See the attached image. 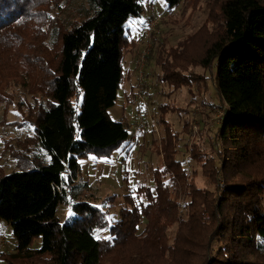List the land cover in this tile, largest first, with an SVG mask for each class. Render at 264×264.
Masks as SVG:
<instances>
[{"label":"trees","instance_id":"obj_1","mask_svg":"<svg viewBox=\"0 0 264 264\" xmlns=\"http://www.w3.org/2000/svg\"><path fill=\"white\" fill-rule=\"evenodd\" d=\"M37 1L0 0V97L3 76H11L19 64L11 48L17 41L11 28L28 19L25 12ZM91 1L94 10L80 23L56 29L55 67L39 76L46 100L31 107L37 142L50 160L21 156L19 170L0 171V224L9 223L16 238L13 251L1 252L0 261L264 264V172L257 173L259 164L264 165V0H226L224 34L200 59L206 70L217 60L212 80L226 104L216 141L206 144L204 151L193 142L188 166L179 156L182 138L164 117L171 107L159 105L155 118L161 136L153 142L164 163L154 170L153 185L140 184L127 194V204L115 221L109 208L96 203L91 185L77 177L82 161L92 155L109 156L130 137L127 124L114 120L110 109L123 80V53L133 40L126 34V24L131 16L140 15L142 5L140 0ZM165 1L174 7L182 0ZM181 47L161 53V79L190 90L195 81L202 82L195 89L205 92L207 71L199 76L188 73L194 62ZM30 63L47 61L34 57ZM26 73L20 78L33 82L34 76ZM184 122L190 135L193 124L189 119ZM198 167L214 190L198 185ZM83 187L89 194H81ZM104 200L111 203L113 198ZM60 204L71 206L72 220H60ZM99 230L108 235L98 236ZM37 238L38 248L33 246Z\"/></svg>","mask_w":264,"mask_h":264},{"label":"rangeland","instance_id":"obj_2","mask_svg":"<svg viewBox=\"0 0 264 264\" xmlns=\"http://www.w3.org/2000/svg\"><path fill=\"white\" fill-rule=\"evenodd\" d=\"M140 2L142 5L140 15L131 16L126 24V34L133 40L123 53V80L118 90L117 102L110 109V115L114 120L127 124L131 136L130 125L136 122L137 116L135 96L138 91L141 60L142 55L146 53V61L142 68L144 93L149 107L147 113L154 122L148 120L146 130L138 135L134 142H130L129 138L111 155L100 158L92 155L88 160L82 161L77 177V181H87L91 185V195L95 197L94 199H98L96 203L100 207L109 208L112 221L119 219L120 209L127 204V194L136 191L140 184L153 185L154 170L162 167L164 163L162 155L156 150L153 142L155 137L159 140L161 136L160 125L155 118L159 116V105H164L167 109L171 107L164 117L182 138L179 156L186 160L188 166L191 164L189 155L192 152L193 142L198 143L199 149L204 151L206 144L211 146V142L216 141L226 108L213 82L217 73V60L215 59L212 67L207 70L199 65L206 49L224 34L222 8L226 0H182L174 7L169 6L165 0H140ZM33 7L32 11L25 12L28 19H23L25 21L11 28L12 33L17 36L16 47L11 48L15 51V60H18L19 64L14 67L11 76L2 78L0 171L4 174L19 170L21 156L34 158L36 155L40 160L41 158L45 161L50 160L47 150L37 142L34 119L30 113L31 107H35L37 102L46 100L39 76L47 72L49 67H55L52 58L58 52L56 29L66 30L73 24L80 23L94 10L91 0H38ZM180 44L182 46L180 51L187 54L186 57L194 62V65L188 68V73L199 76L200 73L207 71L208 89L203 93H198L195 89L202 82L195 81L191 84L194 87L190 90L186 85L175 87L161 79L162 71L158 58L161 53L166 55L171 53L173 47H178ZM11 56L10 53L7 58ZM34 57L43 59L47 63L32 66L30 62ZM181 65L185 66L183 63ZM27 71L34 76L33 82L20 78L21 73L27 74ZM178 109L182 110L181 114L178 113ZM185 119H189L193 124L191 131L193 129L194 133L191 134L190 131V135L184 128ZM195 125L199 133L196 127L194 129ZM201 128L204 130H200ZM188 142L189 144L191 142L189 146ZM221 146L222 149H227V146L223 144ZM215 162L220 169L221 160L217 154H215ZM259 167L257 173L264 172V165L261 167L260 163ZM198 168V185L214 190L215 185L210 183L200 167ZM221 183L223 185V182ZM81 194H89L88 188L83 187ZM110 197L113 198L111 201L113 207H108L112 204L104 200ZM70 212L72 215H69ZM58 216L62 222H65L72 220L75 213L70 205L60 204ZM145 224L144 217L139 229L143 230ZM0 228V232H5L7 235V244L16 240L12 227L5 229L4 224ZM100 231L98 236L108 235V231L102 234ZM40 243L41 239L37 238L33 246L38 248ZM8 248L13 250V243H10ZM252 258L262 259L257 256ZM108 261L109 258L106 262Z\"/></svg>","mask_w":264,"mask_h":264},{"label":"built area","instance_id":"obj_3","mask_svg":"<svg viewBox=\"0 0 264 264\" xmlns=\"http://www.w3.org/2000/svg\"><path fill=\"white\" fill-rule=\"evenodd\" d=\"M145 52V51H144ZM143 52V53H144ZM146 54V53H145ZM143 54L142 55V66L140 68V79H139V83H138V91L136 93V100H137V116H136V122L133 123L132 125H130V129H131V136L130 138V142H134L138 135H140L142 132H144L146 130V125L148 123V120H151L152 122H154L153 118L151 117L150 114L147 113L148 111V103L146 100V96L144 93V76H143V66L145 64L146 61V55ZM155 125V123H153ZM196 127L197 132L199 133V129L197 127V125L194 126V129ZM194 133L193 129L191 131V133ZM201 136V134H200ZM191 144V142H190ZM8 242V238L7 235L5 234V232H0V249L6 245Z\"/></svg>","mask_w":264,"mask_h":264},{"label":"crops","instance_id":"obj_4","mask_svg":"<svg viewBox=\"0 0 264 264\" xmlns=\"http://www.w3.org/2000/svg\"><path fill=\"white\" fill-rule=\"evenodd\" d=\"M5 224V229L7 228V229H9V227H11V225L9 224V223H6V222H2L1 224H0V226H3ZM9 226V227H8ZM1 229V228H0ZM10 243H13V246L15 245V243H16V240L15 241H13V242H10ZM9 243V244H10ZM9 244H6L5 246H3L2 248H3V250H2V252H10V251H13L12 249H9L8 247H9ZM0 264H3L1 261H0Z\"/></svg>","mask_w":264,"mask_h":264},{"label":"snow or ice","instance_id":"obj_5","mask_svg":"<svg viewBox=\"0 0 264 264\" xmlns=\"http://www.w3.org/2000/svg\"><path fill=\"white\" fill-rule=\"evenodd\" d=\"M69 215H72V213L70 212Z\"/></svg>","mask_w":264,"mask_h":264}]
</instances>
